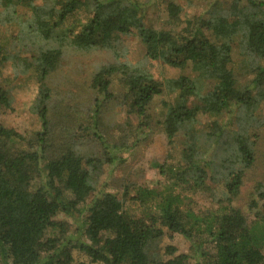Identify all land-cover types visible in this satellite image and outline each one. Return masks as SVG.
<instances>
[{"label":"trees","instance_id":"16d2710c","mask_svg":"<svg viewBox=\"0 0 264 264\" xmlns=\"http://www.w3.org/2000/svg\"><path fill=\"white\" fill-rule=\"evenodd\" d=\"M194 1L0 0V30H11L7 38L19 47L9 54L0 45V264H72L73 251L98 264H264V181L242 200L253 221L239 202L264 126V0H209L185 13ZM19 7L26 12L17 19ZM78 12L82 18L67 29ZM122 36L141 45L142 60L116 58L91 71L84 99L91 135L79 141L49 116L48 77L70 48H111ZM234 47L239 73L251 75L246 82L232 67ZM147 60L161 64L158 78ZM20 79L36 85L28 109L39 130H17L3 119ZM156 99L167 144L180 139L173 177L180 191L106 190L104 167L148 138ZM110 101L126 114L116 139L101 129ZM130 128L139 136L132 143ZM184 190L210 204L192 208ZM164 230L180 235L187 252L161 248Z\"/></svg>","mask_w":264,"mask_h":264},{"label":"rangeland","instance_id":"374dc122","mask_svg":"<svg viewBox=\"0 0 264 264\" xmlns=\"http://www.w3.org/2000/svg\"><path fill=\"white\" fill-rule=\"evenodd\" d=\"M178 4H185L186 0H175ZM39 0H35L38 3ZM209 0H195L194 3L186 6L185 13H197ZM192 6V7H191ZM26 8H17V19L23 18L21 14H25ZM156 13L154 8H149L148 17L155 19L153 15ZM83 14L78 12L75 16L69 18L63 24L67 29L73 28L74 25L81 19ZM159 20H156L158 22ZM15 24V23H13ZM12 24V26H14ZM13 29V28H12ZM62 29V28H61ZM11 30H0V45H2L9 54H17L19 47L9 41L7 36ZM6 34L5 37H3ZM144 50L141 45L134 42L130 36H122L115 45L111 48L90 49V50H75L70 48L66 54L61 57V61L57 69L51 72L48 77V86L51 89L50 100L48 101V111L50 118L58 121L59 127L65 129L68 133L74 132L79 138V141H85L91 135V126L89 125V113H86L85 97L91 95L88 91L89 79L91 71L93 72L97 67L113 62L116 58L127 60L131 63L142 60ZM11 57V56H10ZM238 50L236 47L232 50V59L235 62L232 67L238 73L240 82H246L251 78L250 74L244 75L238 71ZM146 68L158 78L160 71H162L159 61L147 60ZM184 74L191 76L189 70H183ZM9 75V74H8ZM11 78V77H10ZM12 79V78H11ZM14 82L15 87L12 90V104L11 109L4 110V120L8 125L15 127L17 130H39L40 122L35 113L29 111L28 106L35 95L36 85L34 82L26 81L24 79ZM16 85V86H15ZM119 89V88H117ZM264 91V90H263ZM158 100L155 101V107L150 110V122L152 125L151 133H149L146 140H140L128 152L118 154L119 158L111 165H106L100 180L107 179L106 190L121 194L125 186H149L163 189L165 186L180 191V184L175 180L174 174L179 168V149L180 139H175L174 144H167L164 134L159 129L156 123L160 118L161 113L158 111ZM88 105V104H87ZM53 114V115H52ZM126 114L120 107L115 106L114 102L110 101L104 104L102 110V130L104 134H110L111 139H116L121 130L116 128V123L122 124ZM134 127L136 120L133 116H129ZM210 120V117L205 116L201 118V125H205ZM65 127V128H64ZM131 126V128H133ZM260 137L255 145L256 160L251 168L245 170L243 177V186L241 188V198L239 202L242 203L241 208L245 210L247 219L253 221L254 213L247 211L243 205V198L248 194V190L253 186L254 182L259 180L264 181V126H260ZM72 128V130H70ZM130 128V129H131ZM134 130L129 131L128 143H132L139 136H135ZM142 139V138H141ZM164 164L167 171L165 175L159 172V165ZM110 170V172H109ZM165 184V185H164ZM129 193L132 195L133 190ZM188 196L191 201V207L198 209L209 205V201L205 200L199 193L182 191ZM129 210L134 208L133 202H128ZM259 208L264 211V200L258 203ZM165 231V230H164ZM171 244L176 248V253L187 252V247L184 239L178 234H170L165 231L160 241L161 248L165 245ZM74 260L72 264H98L90 262L83 254L72 252ZM100 264V263H99Z\"/></svg>","mask_w":264,"mask_h":264}]
</instances>
